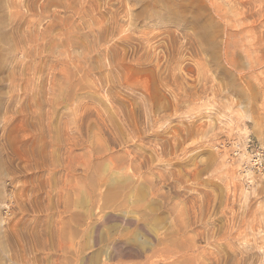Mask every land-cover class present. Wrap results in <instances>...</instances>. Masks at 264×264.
<instances>
[{
    "label": "rangeland",
    "instance_id": "rangeland-1",
    "mask_svg": "<svg viewBox=\"0 0 264 264\" xmlns=\"http://www.w3.org/2000/svg\"><path fill=\"white\" fill-rule=\"evenodd\" d=\"M0 231V264H264V0H0Z\"/></svg>",
    "mask_w": 264,
    "mask_h": 264
},
{
    "label": "bare ground",
    "instance_id": "bare-ground-1",
    "mask_svg": "<svg viewBox=\"0 0 264 264\" xmlns=\"http://www.w3.org/2000/svg\"><path fill=\"white\" fill-rule=\"evenodd\" d=\"M168 31H169V30H168ZM163 32H164V31H163ZM163 32H162V33H163ZM160 33H161V32H160ZM157 34H158V33H157ZM157 34H156V35H157ZM168 34H169V32H168ZM170 34H171V33H170ZM154 35H155V34H154ZM158 35H159V34H158ZM158 35H157V36H158ZM166 35H167V34H165L164 36L166 37ZM149 36H150V35H149ZM161 36H162V35H161ZM168 36H170V35H168ZM162 37H163V36H162ZM165 37H164V39H165ZM171 37H174V36H171ZM171 37H169V38H171ZM148 38H149V37H148ZM166 38H168V37H166ZM189 38H190V40H191V37H189ZM153 39H154V38H153ZM157 39H158V38H157ZM159 39H160V38H159ZM171 39H172V38H171ZM187 39H188V38H187ZM188 40H189V39H188ZM168 41H169V40H168ZM171 41H173V40H170L169 42H171ZM189 43H190V42H189ZM187 44H188V42H187ZM170 45H171V44H170ZM172 45H173V44H172ZM112 46H113V45H112ZM148 47H149V46H148ZM172 47H173V46H172ZM130 48H131V47H130ZM146 48H147V46H146ZM131 50H132V49H131ZM133 50H134V49H133ZM149 50H151V48H150ZM146 51H147V50H145V53H146ZM109 53H110V52H109ZM109 53L107 52V55H108ZM145 53H144V55H145ZM148 53H149V52H148ZM104 54H105V53H104ZM149 54H150V53H149ZM107 55H106V56H107ZM141 55H142V54H141ZM146 55H147V53H146ZM106 56H104V57H106ZM142 56H143V55H142ZM148 56H150V55H148ZM109 57H111V56H109ZM109 57H108V58H109ZM113 57H114V56H113ZM143 57H144V56H143ZM145 57H146V56H145ZM138 58H142V57H138ZM148 58H149V57H148ZM156 58H157V57H156ZM262 58H263V57H262ZM110 59H111V58H110ZM144 59H145V58H144ZM146 59H147V58H146ZM158 59H159V57H158ZM159 61H160V59H159ZM140 62H141V61H140ZM157 64H158V63H157ZM234 64H235V63H234ZM236 65H237V64H236ZM157 66H158V65H157ZM157 66H156V67H157ZM133 175H134V174H133ZM61 184H62V183H61ZM56 187H57V186H56ZM54 189H55V188H54ZM35 191H36V190H35ZM35 191H34V192H35ZM34 192H33V193H34ZM33 193H32V194H33ZM34 194H36V192H35ZM32 196H33V195H32ZM55 196H56V195H55ZM30 197H31V196H30ZM34 197H35V196H34ZM39 197H40V196H39ZM57 198H58V197H57ZM28 199L32 200L31 198H28ZM33 199H34V198H33ZM35 199H36V198H35ZM50 200H51V199H50ZM25 201H26V200H25ZM33 201H35V200H33ZM33 201H32V203H33ZM36 202H37V201H36ZM40 202H41V201H40ZM40 202H39V203H40ZM22 203H23V200H22ZM34 203H35V202H34ZM17 204H18V202H17ZM20 204H21V203H20ZM24 204H25V203H24ZM29 204H30V203H29ZM37 204H38V203H37ZM40 204H41V203H40ZM21 205H22V204H21ZM21 205H20V206H21ZM30 205H31V204H30ZM27 206L29 207L28 204H27ZM27 206H26V207H27ZM34 206H35V205H34ZM39 206H40V205H39ZM21 207L23 208V207H25V205H24V206H21ZM26 207H25L24 209H26ZM28 207H27V208H28ZM32 207H33V205H32ZM32 207H31V208H32ZM29 208H30V207H29ZM35 208H36V207H35ZM37 208H38V206H37ZM18 209H19V208H18ZM20 210H21V209H20ZM26 210H27V209H26ZM31 210H32V209H31ZM31 210H30V211H31ZM35 210H36V209H35ZM132 210H133V209H132ZM23 211H24V210L22 209L21 212H23ZM32 211H34V210H32ZM48 211H49V210H48ZM62 211H63V210H62ZM13 212H14V211H13ZM18 212H19V211H18ZM24 212H25V211H24ZM34 212H35V211H34ZM55 212H56V211H55ZM19 213H20V212H19ZM25 214H26V212H25ZM21 215H22V214H21ZM26 215H27V214H26ZM23 216H24V215H23ZM21 217H22V216H21ZM19 219H20V218H19ZM22 219H23V218H22ZM34 220H36V219H34ZM17 222H18V221H17ZM34 222H35V221H34ZM15 223H16V222H15ZM35 223H36V222H35ZM18 224H19V223H18ZM21 224H22V223H21ZM34 225H35V224H34ZM18 226H19V225H18ZM13 227H14V226H13ZM15 227H16V226H15ZM11 228H12V227H11ZM11 228H10V229H11ZM8 229H9V228H6V230H8ZM12 229H13V228H12ZM14 229H16V228H14ZM16 230H17V229H16ZM13 231H14V230H12V232H13ZM17 231H18V230H17ZM0 232H1V231H0ZM6 232H9V231H6ZM6 232H5V233H6ZM10 232H11V230H10ZM10 232H9V233H10ZM15 232H16V231H15ZM12 234H13V233H12ZM4 235H5V234H4ZM6 235H7V234H6ZM9 235H10V234H9ZM9 235H7V236H9ZM14 235H15V233H14ZM2 237H3V236H2ZM2 237H0V238H2ZM10 237H12V236H10ZM13 237H14V239H15V236H13ZM13 237H12V238H13ZM3 238H4V237H3ZM6 238H8V237H6ZM6 238H5V240H6ZM8 240H11V241H12L11 238H10V239L8 238ZM0 241H1V240H0ZM13 241H14V240H13ZM1 242H3V241H1ZM5 242H6V241H5ZM8 243H9V241H8ZM17 243H18V242H17ZM2 244H4V243H2ZM5 244H7V242H6ZM16 245H17V244H16ZM8 246H9V244H8ZM10 246H11V245H10ZM0 248H1V247H0ZM4 248H5V245H4ZM4 248L1 249V250H2V252H1L2 254H3L6 250H7V252L15 251L14 249L11 250V251H9L10 249H9L8 247H7V248H8L9 250H8L7 248H6V249H4ZM10 248H11V247H10ZM16 248H20V247H16ZM16 248H15V249H16ZM20 249H22V248H20ZM1 253H0V254H1ZM11 253H12V252H11ZM13 253H14V252H13ZM8 254H9V253H8ZM19 254H20V252H19ZM14 255H15V254H14ZM14 255H13V254H10V255L8 256V258H5V259H7L9 262H12V263H14V264H17V262H16L17 260L14 261ZM20 255H21V254H20ZM17 256H18V255H17ZM18 257H19V256H18ZM20 257H21V256H20ZM20 257H19V258H20ZM16 258H17V257H16ZM16 258H15V259H16ZM19 258H17V259H19ZM3 259H4V258H3ZM2 261H3V260H2ZM5 261H6V260H5ZM8 261H7V262H8ZM13 261H14V262H13ZM3 262H4V261H3ZM1 263H2V262H1ZM4 263H5V262H4ZM9 264H10V263H9Z\"/></svg>",
    "mask_w": 264,
    "mask_h": 264
}]
</instances>
